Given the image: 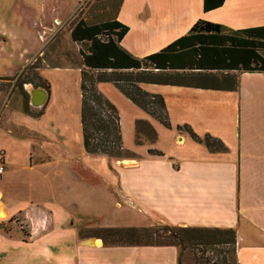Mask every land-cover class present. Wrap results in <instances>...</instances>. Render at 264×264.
<instances>
[{"label": "crops", "instance_id": "obj_1", "mask_svg": "<svg viewBox=\"0 0 264 264\" xmlns=\"http://www.w3.org/2000/svg\"><path fill=\"white\" fill-rule=\"evenodd\" d=\"M116 20L127 27L120 46L142 58L185 35L197 20L231 30L263 26L264 0H224L208 12L202 11V0H121ZM235 74L231 91L145 89L162 95L174 132L165 136L166 150H157L161 156L134 153L111 168L103 156L83 149L73 156L65 141L61 148L54 145L63 124L46 115L51 106L46 95L38 119L46 115L47 125L29 128L47 139L37 145V162H30L31 140L3 133L12 147L0 148V223L21 213L28 239L0 232V264H177L173 247L105 246L77 230L87 222L99 228L143 227L152 219L231 228L237 263L264 264V74ZM135 120L157 127L152 120ZM183 125L199 137L219 139L226 152H208L176 130ZM59 178L63 185L52 186ZM130 218L135 224L124 222Z\"/></svg>", "mask_w": 264, "mask_h": 264}, {"label": "trees", "instance_id": "obj_2", "mask_svg": "<svg viewBox=\"0 0 264 264\" xmlns=\"http://www.w3.org/2000/svg\"><path fill=\"white\" fill-rule=\"evenodd\" d=\"M223 1L202 0V11L214 10ZM120 2L117 0L114 12L102 21L88 23L79 19L69 26V39L79 46V126L81 146L86 154L107 159L133 157L122 149L117 109L97 90V83H110L133 105L169 128L162 97L145 92L140 84L231 91L236 88L235 73L264 74V25L231 30L197 20L185 35L155 53L136 58L119 44L127 32V27L116 20ZM39 70L38 64L25 67L13 87L23 97L22 112L31 117L41 113L30 114L29 96L22 86L39 87L48 96V83L39 76ZM176 130L185 132L208 152L224 153L227 150L219 139L208 134L199 137L187 125L177 126ZM133 131L135 145H141L143 140L148 143L156 140L155 131L144 120H135ZM147 153L162 155L154 150ZM0 230L3 231L2 223ZM78 236L82 238L80 234ZM89 237L100 239L105 246L173 247L177 250V264H182L185 252L190 256V264H237L235 231L231 228L156 224L98 228ZM93 243L99 245L98 241Z\"/></svg>", "mask_w": 264, "mask_h": 264}, {"label": "rangeland", "instance_id": "obj_3", "mask_svg": "<svg viewBox=\"0 0 264 264\" xmlns=\"http://www.w3.org/2000/svg\"><path fill=\"white\" fill-rule=\"evenodd\" d=\"M116 2L117 0H0V148L9 150L12 147L11 141L3 137L4 131L15 137L27 138L33 143L29 153L30 162H37L35 160L37 145L45 143L47 139L31 132L29 128L36 130L45 128L46 117L52 114L51 117L60 119L64 127H62L61 135L55 133L56 140H52L54 145L61 148L59 146L65 141L67 144L65 147L70 148L73 156L82 153L79 136V46L69 39V26L70 23L79 19H84L88 23L104 20L107 14L114 12ZM31 64L40 66L38 74L49 87L47 100L51 104L50 110L47 116L40 120L39 116L31 117L22 112L23 97L16 88H13L16 87L15 80L25 67ZM28 85L33 89H41L34 88L31 84L24 85V88ZM139 86L145 92L152 89H160V91L167 89L164 88L165 86L156 84L142 83ZM24 88L22 86V90L26 91ZM96 88L117 109L123 150L129 154L150 155L147 153L148 150L157 151L166 148L165 136L167 133H173L175 129L169 117V128H165L133 105L110 83H97ZM157 95L162 97L161 94ZM27 106L30 114L36 115L44 112L46 104L44 102L38 107L32 106L28 98ZM135 119L152 120L157 125L153 128L157 135L154 144H147L145 140L142 141L144 144H134L133 122ZM42 157L43 160H49L47 155ZM105 159L107 166L111 168L115 161L129 159V157ZM1 162L2 153L0 152V164ZM51 183L58 188L63 185L60 178ZM40 188L44 190L43 187ZM124 222L135 224L131 218ZM1 223L3 231L0 232L7 237H17L24 241L28 239L27 223L21 213ZM92 224L94 223L77 224L79 225L77 230L84 236L94 235L99 227ZM156 224L162 225L161 222L152 219L148 226ZM181 261L182 264H190L188 252L183 254Z\"/></svg>", "mask_w": 264, "mask_h": 264}, {"label": "water", "instance_id": "obj_4", "mask_svg": "<svg viewBox=\"0 0 264 264\" xmlns=\"http://www.w3.org/2000/svg\"><path fill=\"white\" fill-rule=\"evenodd\" d=\"M27 93L29 96L30 105L38 107L40 105H43V103L45 102L46 94L43 90L31 88V90L29 92L27 91Z\"/></svg>", "mask_w": 264, "mask_h": 264}, {"label": "bare ground", "instance_id": "obj_5", "mask_svg": "<svg viewBox=\"0 0 264 264\" xmlns=\"http://www.w3.org/2000/svg\"><path fill=\"white\" fill-rule=\"evenodd\" d=\"M25 90L29 92L31 90V87L28 85L27 87H25ZM3 217H4L3 214L0 212V218L3 219Z\"/></svg>", "mask_w": 264, "mask_h": 264}, {"label": "built area", "instance_id": "obj_6", "mask_svg": "<svg viewBox=\"0 0 264 264\" xmlns=\"http://www.w3.org/2000/svg\"><path fill=\"white\" fill-rule=\"evenodd\" d=\"M3 172V166L0 164V174Z\"/></svg>", "mask_w": 264, "mask_h": 264}]
</instances>
